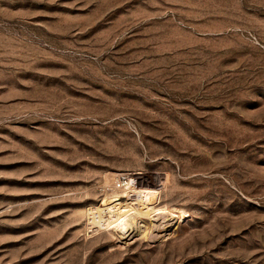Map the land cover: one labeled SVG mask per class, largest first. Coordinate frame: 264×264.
Masks as SVG:
<instances>
[{"label": "rangeland", "instance_id": "obj_1", "mask_svg": "<svg viewBox=\"0 0 264 264\" xmlns=\"http://www.w3.org/2000/svg\"><path fill=\"white\" fill-rule=\"evenodd\" d=\"M0 264H264V0H0Z\"/></svg>", "mask_w": 264, "mask_h": 264}, {"label": "bare ground", "instance_id": "obj_2", "mask_svg": "<svg viewBox=\"0 0 264 264\" xmlns=\"http://www.w3.org/2000/svg\"><path fill=\"white\" fill-rule=\"evenodd\" d=\"M115 181V186H110L113 187L115 193L121 192L122 195H117L118 198L111 202L104 200L100 206L91 208V225L99 230L103 227L117 229L128 223L129 220L133 226L138 222L145 223V220L152 222L155 216L151 209L155 205V201L159 200L160 191L141 190L138 186L133 185L134 181L128 175L117 176ZM122 197L125 201H122Z\"/></svg>", "mask_w": 264, "mask_h": 264}]
</instances>
